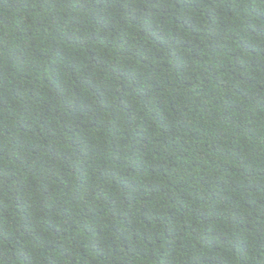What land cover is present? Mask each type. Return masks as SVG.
Listing matches in <instances>:
<instances>
[{"label": "trees", "instance_id": "1", "mask_svg": "<svg viewBox=\"0 0 264 264\" xmlns=\"http://www.w3.org/2000/svg\"><path fill=\"white\" fill-rule=\"evenodd\" d=\"M0 264H264V0H0Z\"/></svg>", "mask_w": 264, "mask_h": 264}]
</instances>
